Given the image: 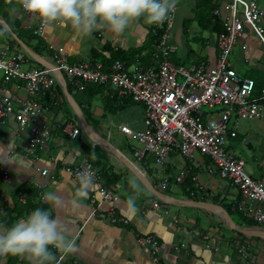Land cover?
<instances>
[{"label":"crops","instance_id":"0c3cea01","mask_svg":"<svg viewBox=\"0 0 264 264\" xmlns=\"http://www.w3.org/2000/svg\"><path fill=\"white\" fill-rule=\"evenodd\" d=\"M219 1L221 5L225 0ZM193 2L194 6L193 3H187V0H176L173 28L166 42L167 45L176 47L177 50L170 56V60L174 58V62L172 60L171 62L179 65H182L180 61L183 59L187 60L188 55L187 53L177 54L176 36H172V32L178 28L188 30V22L195 20L193 17L188 20L191 14H194L197 0H193ZM184 4H186L187 10L182 9ZM261 7L264 9V0L261 2ZM178 13H181V19ZM38 20L37 16L26 14L15 0L12 4H0V44H7L11 50L25 54L28 57L25 68L28 70L40 69L43 66L31 59L15 39L39 56L41 61L45 62V59L51 56L49 50L63 49L68 62L78 64L91 62V50L99 51L106 43H109L114 49L131 51L140 49L146 45L150 27L144 23L136 22L124 36H115L101 28L94 33L91 39L83 41L76 37L70 29L58 28L54 33L43 32L36 40L31 38L29 33L36 27ZM250 35L252 34L245 30V34L238 41L241 43L242 53L240 55H243L244 63L249 62L248 56L254 50V47H250L245 41ZM197 41L201 43L202 51L190 65L200 63L214 65L217 54L216 37L210 35V38L206 40ZM243 45L246 46V49L242 48ZM146 49L141 50L134 63L139 64V61L146 65L152 63L156 49H153L152 46ZM147 54L151 55L147 56ZM79 57H85L87 61H78ZM259 62L262 71L249 68L245 72L263 74L264 63L263 61ZM57 83L55 104L60 109L56 113L50 110L47 123L51 136L43 150L37 153V160H33L25 154L27 134L19 132L14 115H10L3 124H0V162L8 159L7 144L12 143L14 139L17 144L12 153L14 157L12 162L0 163L9 170V180L0 185L1 218L19 219L27 216L37 207L50 208L53 218L67 229L70 238L76 245L75 251L66 255L65 264H153L147 253L137 244V237L142 235H149L156 239L159 245L158 260H161V264H239L240 256L237 253L239 244L250 245L251 249L248 252L251 257H254L255 264H264V240L257 236L238 233L224 223L221 212L237 228L254 233L259 230L256 226H248L246 221L244 222L232 212V206L241 201V198L235 190L229 187L227 181L219 179L213 171H209L210 162L207 158L197 156L194 161L189 162L174 155L167 159L162 169L156 167L154 171L153 159L149 158L145 178L155 189H158L157 184L160 179H166L168 187L162 193L169 199H158L137 179L144 189V194L137 201L138 212L129 215L126 207L127 185L124 184H127L128 179L134 175L124 168L120 160L99 142L87 136L63 94L61 84L59 81ZM6 93L20 101L28 99L20 82L4 84L0 73V97ZM71 97L85 124L101 140L107 141L125 156L129 162L133 161L131 148L134 145L126 148L123 139L128 136L123 134L120 128L125 126L132 132L143 130V108L130 102L120 111L115 112L112 107L111 110L105 108L103 99L99 96L92 99L89 106L80 108L72 95ZM42 100L40 99L39 102L41 103ZM66 105L70 109H67ZM66 121H74L75 127L80 129L77 139L73 140L61 131V126ZM84 144L100 150L99 153H94L95 159L92 158V153L84 154L82 152ZM254 156L255 161L261 159L258 164L262 171L256 178L259 179L264 177V149H260ZM85 162L90 163L99 173L106 171L112 176L117 175L119 183L113 185L118 187V200L114 207L120 218L129 220L128 226H112L98 219H90L89 197L81 209L76 212H72L69 207L52 208L49 202L43 199L47 191L54 189L67 204L74 193L76 182L59 169L66 165H79ZM43 169H48L50 175L41 176L40 172ZM156 172H159L158 179ZM180 175L185 178L183 183L178 184L176 179ZM189 180L191 181L190 186H186L185 183ZM122 184L123 186H121ZM41 185L44 186L43 190H39L37 187ZM191 187L194 191L190 190ZM19 193L23 194L28 206L18 208V214L15 207L16 200L20 201L21 199ZM192 193L194 195H191ZM153 201L167 202V205L160 202L161 209L152 210L149 203ZM194 203L209 204L216 208L191 206ZM255 205L264 211V205ZM106 208L107 206H104V209ZM165 210L169 212L168 215L163 213ZM222 224H225L226 227ZM0 227V232L5 231L2 226ZM53 251L56 258L61 254V252Z\"/></svg>","mask_w":264,"mask_h":264},{"label":"built area","instance_id":"2783aa9c","mask_svg":"<svg viewBox=\"0 0 264 264\" xmlns=\"http://www.w3.org/2000/svg\"><path fill=\"white\" fill-rule=\"evenodd\" d=\"M16 1L20 4V0ZM261 2L225 0L212 12L221 20L224 28V32L216 37L217 54L212 66L200 63L185 67L171 62L170 56L177 49L166 42L173 28L176 8L163 24L152 25L155 32H163L155 42L156 54L152 63L146 67L135 65L132 71H128L119 62H114L108 72H104L99 63L71 64L63 49H51L52 55L45 59L51 68L28 70L25 68L28 60L25 54L11 50L7 44H0L3 83L20 82L28 97L20 101L9 93L1 96L0 124L14 115L19 132L27 134L25 154L37 160V153L43 150L51 136L47 123L50 110L43 107L39 100L50 98L56 106L55 87L58 81L54 71L63 76L66 86L70 85L73 93L82 92L86 85L112 90L119 98H129L132 103L143 106V130L132 132L125 126L120 128L123 134L136 142L131 148L133 161L130 162L140 173L146 174L149 158L154 162L153 171L156 167L162 169L167 159L174 155L189 162L197 156L207 158L211 164L209 171L227 181L229 187L240 196L241 201L233 207L264 233V211L255 205H264V177L253 179L248 176L245 173V162L227 150L228 141L237 138L235 129L240 119L264 120V106L261 104L264 90L259 99H253L254 81L240 77L229 62L233 47L243 37L245 30L264 46V9ZM32 33L36 37L42 35L40 20ZM242 48L246 49V46ZM216 107L218 111L204 113V109L214 110ZM61 131L73 140L80 133L74 121H66ZM89 167L94 170L88 162L66 165L59 170L76 182L77 173ZM95 172L96 183L90 190L88 200L89 218L112 226H128L129 220L120 218L114 207L118 200V187H105L101 175ZM40 175L47 177L50 171L43 169ZM184 178L180 175L176 182L183 183ZM8 180L9 170L0 165V185ZM157 185L156 190L159 192L168 187L164 178ZM37 187L43 190L44 186ZM19 196L21 204L25 205V197L22 193ZM160 202H150L149 206L152 210H159L161 203L167 205V202ZM104 206L107 208L104 209ZM163 213L169 214L166 210ZM137 244L148 253L153 264H159V245L155 238L142 235L137 237ZM250 249L251 246L245 244L237 247L243 264H254V258L248 252ZM65 257L61 253L55 264H63Z\"/></svg>","mask_w":264,"mask_h":264},{"label":"clouds","instance_id":"9594fccd","mask_svg":"<svg viewBox=\"0 0 264 264\" xmlns=\"http://www.w3.org/2000/svg\"><path fill=\"white\" fill-rule=\"evenodd\" d=\"M20 6L39 18L42 32L54 33L58 28H68L83 41L91 39L101 28L115 36H124L138 21L159 26L174 11L176 0H20ZM16 145L15 139L7 144L8 159L0 163L12 162ZM92 158L95 159L94 153ZM95 183L96 172L89 167L77 173L76 187L67 204L54 189L47 191L43 199L52 208L69 207L76 212L88 199ZM126 191L127 212L133 215L138 212L137 201L144 189L133 176L127 181ZM75 248L74 240L53 218L50 208L37 207L0 232V256L20 257L28 264H55L53 250L67 255Z\"/></svg>","mask_w":264,"mask_h":264},{"label":"trees","instance_id":"16d2710c","mask_svg":"<svg viewBox=\"0 0 264 264\" xmlns=\"http://www.w3.org/2000/svg\"><path fill=\"white\" fill-rule=\"evenodd\" d=\"M210 1L211 0H197L196 6H195V15L196 16L194 19L196 20L198 27L200 29H202L204 31H208V33L210 35L217 37L218 35H220L221 33L224 32V28H223L221 20L218 19L217 17L213 16L212 12H211L212 10L216 9V7L218 8V6L217 5L213 6L210 9L211 11H209V12L201 11L200 6H199L200 4H203V5L208 4V3H210ZM12 2H14V0H0V4L3 3L5 5L12 4ZM138 22L140 24H143V21H138ZM162 33H163L162 31H156L155 32L154 28H152V26H150L149 27L148 40L146 42V45L142 46L138 50H133V51L124 50V49H114L109 43H106L101 48V50H99V51L94 50V49L91 50V58L92 59H91V62H89V63L101 64L103 67L102 70L104 72H108L110 66L114 62H119L126 69L128 67H130L131 65H134V66L139 65L141 67H146V64H144V62L139 61V64H138V63H134V61L140 55L141 50H147L146 48L151 47V46L154 49L155 42H157L160 39V36ZM29 36L31 38L37 40V37L34 36L32 34V32L29 33ZM49 51H50V55H52L51 50H49ZM150 55L151 54H147V56H150ZM171 60L173 61L174 58L173 59L171 58ZM177 65H179V64H177ZM239 76L243 77V78H249V79L254 81V91H253L252 97H253V99H259L261 97L262 90H264V73L263 74H261V73L260 74H254V73L245 72V73H241ZM67 90H68L69 94L73 96V98L75 99V101L77 102V104L80 108L89 106L92 99H94L97 96H99L103 99V105L105 108L110 109L112 107L115 110V112L120 111L122 108H124L127 105V103L131 102V99H129V98L121 99L118 97L116 92H112V90H108L107 88H104L101 86H96V85H86L85 89L82 92L78 91V92L73 93L72 88L70 87V85L67 84ZM53 102L50 100V98H43V100L41 101L40 104L43 107H46L49 110H51L53 113L54 112L56 113L59 111L60 107L55 106L53 104ZM261 104L264 106V100L261 101ZM140 107L143 108V106H140ZM247 146H249V145H247ZM99 151L100 150L98 148H91L90 146H87L86 144H84L83 148H82V152L84 154H88V153L93 154L96 152L99 153ZM236 158H238V157H236ZM99 174L101 175V178L103 179L105 187L119 183V178L117 177V175L112 176L111 174H108L106 171H101ZM190 183H191V181L189 180L188 182L185 183V185L190 186ZM192 189L193 188L191 187L190 190L194 191ZM15 197H17V196L15 195ZM27 206H28V203L27 204L25 203V205H22L20 203V201L17 199L15 211H17L18 208L19 209L26 208ZM232 212L235 213V215L237 217L244 220V222L246 221L245 223H247L248 226H250V225L255 226V224L253 222H248L249 220H247L233 206H232ZM18 214H19V212H18ZM15 219H17V218H14V219H10L7 217L1 218V216H0V226H2V228H4V230H6L7 227H9L13 222H15ZM238 235L240 237H242L240 234H238ZM0 264H28V263L25 259L20 258V257L0 256ZM159 264H161V260H159Z\"/></svg>","mask_w":264,"mask_h":264},{"label":"rangeland","instance_id":"374dc122","mask_svg":"<svg viewBox=\"0 0 264 264\" xmlns=\"http://www.w3.org/2000/svg\"><path fill=\"white\" fill-rule=\"evenodd\" d=\"M187 3H193V6H194L193 0H187ZM184 5L185 6H183L182 9L187 10L186 4H184ZM216 5L218 7H220V1L219 0H211L210 3L205 4V5L200 4L199 6H200L201 11L209 12V11H211L210 9ZM214 10H212L211 12H213ZM180 14L178 13L179 16H180ZM195 16L196 15H195V10H194V14L192 13L191 17L188 18V20H190L192 17L195 18ZM181 18L182 17L180 16V19ZM185 19H187V17H185ZM186 22H185V24H186ZM187 25L189 26L188 30H184V29L182 30V29L178 28L176 30L174 29L175 31L173 30V32H172V34H173L172 36H176L175 41H176V46L178 48L177 54L187 53V55H188L187 60L184 61V59H183L182 61H180V63L185 67H187L188 65L193 63L194 58L196 59V57L200 56V54H201L202 46H201V43L198 42L197 40H206V39L210 38V34L208 33V31H204V30L200 29L198 27L196 20L188 22ZM186 27L187 26L185 25V28ZM170 33H169V35H170ZM246 38H248V37H246ZM245 41L250 47H254L253 52L251 53V55L248 56L249 62L244 63L243 62L244 60H242L243 55L242 56L240 55V53H242L240 42L236 43V45L233 47L232 54L229 56V62L231 64L232 68L234 69V71L238 75L245 72L249 68L253 69L255 71H262V67L260 66L259 61H263V63H264V46L261 45L252 35H250L249 38L246 39ZM243 42H244V40H243ZM77 59H80L78 61H85V62L87 61V58H85V57L84 58L79 57ZM133 68H134V65H131L127 69H128V71H132ZM66 107H67V109H70L68 107V105H66ZM218 110H219L218 107H216L214 110L204 109V113H214ZM235 131H236L238 137H237V139H232V140L228 141L229 145H227V150L229 151V153L231 155H234L235 157H238L239 159L243 160L245 162V173L248 176H250L251 178L256 179L259 177V173H261L262 169L259 167V164H258L261 161V159H260V161L259 160L255 161L254 154L259 152L260 149H264V120H255V119L242 120V119H240L237 123ZM123 140L125 141L124 144H125L126 148H130L132 145H134V146L136 145V142L130 137H127L126 139H123ZM247 145H249V146H247ZM210 166H211V164H210ZM157 176L159 177L158 174H156V177ZM158 177H157V179H158ZM124 185H127V184H124ZM121 186H123V184ZM193 195H194V193H193ZM247 204H249V203L247 202ZM222 226L226 227L225 224H222ZM257 231L259 232V230H257ZM232 233L236 234L234 232H232ZM145 253H147V252H145ZM60 255L61 254H59L58 256H60ZM147 255H148V253H147ZM65 263H66V257H65L63 264H65ZM239 264H243V263L241 261H239ZM254 264H255V261H254Z\"/></svg>","mask_w":264,"mask_h":264},{"label":"water","instance_id":"95a60500","mask_svg":"<svg viewBox=\"0 0 264 264\" xmlns=\"http://www.w3.org/2000/svg\"><path fill=\"white\" fill-rule=\"evenodd\" d=\"M16 42L18 43V45L21 47V49L34 61L38 62L39 64H41L43 67H48L51 68L52 66L50 64H47L43 61H41L42 59L35 55L33 52H31L24 44H22L19 40L15 39ZM54 75L55 77L58 79L59 83L61 84L62 90H63V94L66 97V99L68 100V103L71 105L73 111L75 112V114L77 115V118L79 119V122L82 126L83 131L87 134L88 137H91L94 141L99 142V144H101L104 148H106L114 157H116L118 160H120L121 164L124 166V168H126L128 171H130L145 187H147L151 193L157 197L160 200H165L168 197L166 195H164L162 192H159L158 190H156L145 178V175H143L142 173L139 172V170L137 169L136 166H134L131 162H129L125 156H123L120 152H118L116 149H114L107 141L105 140H101V138L95 134V132L89 128V126H87L80 114L79 109L76 107L71 95L69 94L68 90H67V86L66 83L64 81L63 76L58 72V71H54ZM169 199V198H168ZM191 206H195L197 208H216V206L213 205H209V204H200V203H194ZM219 209V208H218ZM213 210V209H211ZM221 210V209H219ZM220 216V215H219ZM221 217L224 220V223L229 226L232 230L241 233L243 235H250V236H257L260 237L264 240V233L262 232H251L248 230H244L241 228H237L235 226L232 225V223L227 219V216L221 212Z\"/></svg>","mask_w":264,"mask_h":264},{"label":"bare ground","instance_id":"6f19581e","mask_svg":"<svg viewBox=\"0 0 264 264\" xmlns=\"http://www.w3.org/2000/svg\"><path fill=\"white\" fill-rule=\"evenodd\" d=\"M95 219V218H94ZM103 222V221H102Z\"/></svg>","mask_w":264,"mask_h":264}]
</instances>
